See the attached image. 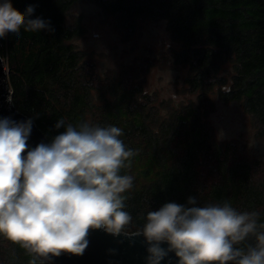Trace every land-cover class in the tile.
<instances>
[{
    "label": "trees",
    "instance_id": "trees-1",
    "mask_svg": "<svg viewBox=\"0 0 264 264\" xmlns=\"http://www.w3.org/2000/svg\"><path fill=\"white\" fill-rule=\"evenodd\" d=\"M76 1L12 0L21 13L33 6L29 18L49 21L54 29L22 27L19 35L0 38L15 106L51 141L65 131L55 128L60 119L122 130L120 139L134 153L121 169L133 177L122 194L132 218L126 232L140 230L147 214L165 203L188 206L190 196L196 206L228 202L241 212L256 211L264 223V165L246 157V145L237 139L220 141L205 118L218 94L239 101L264 137V0H97L121 27L133 28L139 17L166 19L180 42L176 61L189 71L186 81L200 103L170 107L166 115L141 97V84L100 86L102 77L73 42L84 31L78 16L68 21ZM30 259L0 237V264Z\"/></svg>",
    "mask_w": 264,
    "mask_h": 264
},
{
    "label": "clouds",
    "instance_id": "clouds-1",
    "mask_svg": "<svg viewBox=\"0 0 264 264\" xmlns=\"http://www.w3.org/2000/svg\"><path fill=\"white\" fill-rule=\"evenodd\" d=\"M33 13L31 5L21 13L12 0H0V38L19 35L22 27L54 31L49 21L30 19ZM0 61L6 71L5 58ZM32 125L31 118L0 120V237L23 248L29 264H46L62 253L82 255L91 229L128 235L132 218L122 194L133 177L121 169L134 153L120 139L122 130L60 119L55 128L64 132L27 150ZM187 205L165 203L132 234L145 237L148 264H161L169 252L178 264H264L258 212H241L228 202L196 206L191 196Z\"/></svg>",
    "mask_w": 264,
    "mask_h": 264
},
{
    "label": "rangeland",
    "instance_id": "rangeland-1",
    "mask_svg": "<svg viewBox=\"0 0 264 264\" xmlns=\"http://www.w3.org/2000/svg\"><path fill=\"white\" fill-rule=\"evenodd\" d=\"M76 16L84 31L74 45L93 63L94 75L102 77L100 86L122 80L128 85L141 84L146 92L141 97L148 96L162 115L170 107L200 103L198 93L186 81L189 71L176 61L175 50L181 44L172 37L166 19L139 17L133 28L121 27L116 16L104 11L97 0L76 1L68 21L74 22ZM213 98L214 106L205 118L215 136L220 141L237 139L246 145V157L264 165V137L258 134L254 118L239 101L224 100L218 94Z\"/></svg>",
    "mask_w": 264,
    "mask_h": 264
},
{
    "label": "water",
    "instance_id": "water-1",
    "mask_svg": "<svg viewBox=\"0 0 264 264\" xmlns=\"http://www.w3.org/2000/svg\"><path fill=\"white\" fill-rule=\"evenodd\" d=\"M0 57L1 54H0ZM10 118L16 122H26L29 116L21 112L13 102V91L9 82L8 69L5 71L0 61V120ZM32 119V118H31ZM48 144L51 140L33 120L32 131L27 141V150H32L40 143ZM27 155V151L23 154ZM126 232V231H125ZM134 232L121 233L119 236L107 233L104 229H91L87 236L88 247L82 255L62 253L53 257L50 264H148L149 256L146 239L143 235L132 236ZM167 250L166 243L161 245ZM161 264H178L174 252L161 261Z\"/></svg>",
    "mask_w": 264,
    "mask_h": 264
}]
</instances>
